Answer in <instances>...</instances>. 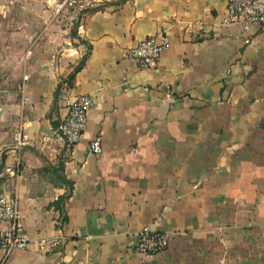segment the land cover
Listing matches in <instances>:
<instances>
[{
    "label": "crops",
    "instance_id": "1",
    "mask_svg": "<svg viewBox=\"0 0 264 264\" xmlns=\"http://www.w3.org/2000/svg\"><path fill=\"white\" fill-rule=\"evenodd\" d=\"M225 4L79 0L72 30L49 10L46 40L12 61L0 48V168L21 162L0 187L31 238L0 264H264V28L225 23ZM152 34L167 37L155 68L124 58ZM81 94L94 97L82 138L41 150ZM18 125L35 146L14 149ZM145 227L167 248L137 254Z\"/></svg>",
    "mask_w": 264,
    "mask_h": 264
},
{
    "label": "built area",
    "instance_id": "2",
    "mask_svg": "<svg viewBox=\"0 0 264 264\" xmlns=\"http://www.w3.org/2000/svg\"><path fill=\"white\" fill-rule=\"evenodd\" d=\"M79 0H46L47 6L57 17L64 9H71ZM225 23L239 26L243 34L253 28H264V0H226ZM167 46V37L162 34H152L138 40L123 52L124 58L137 62L144 68H155L161 52ZM24 100L30 101L28 95ZM94 104V97L81 94L67 100L66 112L60 122L50 130L42 129L38 134L40 149L52 146L58 139H63L68 145L77 143L83 136L88 112ZM13 147L18 152L27 146H35L18 125L13 131ZM102 150L99 137L92 139L88 144V151L99 153ZM21 172V162L5 164L0 168V179L17 177ZM18 195L14 187L5 189L0 187V251L3 252L1 262L15 249H25L31 244V238L24 229L23 214L21 212ZM168 237L165 232L142 228L136 233L135 252L140 255H150L166 249ZM0 262V263H1Z\"/></svg>",
    "mask_w": 264,
    "mask_h": 264
},
{
    "label": "rangeland",
    "instance_id": "3",
    "mask_svg": "<svg viewBox=\"0 0 264 264\" xmlns=\"http://www.w3.org/2000/svg\"><path fill=\"white\" fill-rule=\"evenodd\" d=\"M0 2L4 4L0 7V19L4 20V26H0V48L3 46L7 57L12 61L14 56L26 54L37 42L47 39L51 12L46 0H0ZM82 9L78 2L73 8L61 12L67 20L69 18L71 30ZM2 75L0 74V77Z\"/></svg>",
    "mask_w": 264,
    "mask_h": 264
},
{
    "label": "trees",
    "instance_id": "4",
    "mask_svg": "<svg viewBox=\"0 0 264 264\" xmlns=\"http://www.w3.org/2000/svg\"><path fill=\"white\" fill-rule=\"evenodd\" d=\"M85 56L82 57L81 61L77 64V66L74 68V70L68 75L69 81L72 79V77L74 75V72L77 71L81 67V64H83ZM69 194H70V192L65 193L58 200H55V202H53L55 208H57L59 210L60 214H61L62 221L66 220V218H67V216H66V214L64 212L63 201L66 198H68Z\"/></svg>",
    "mask_w": 264,
    "mask_h": 264
}]
</instances>
